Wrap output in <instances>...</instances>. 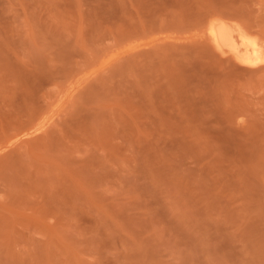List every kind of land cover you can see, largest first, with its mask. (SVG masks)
<instances>
[{
    "label": "rangeland",
    "instance_id": "1",
    "mask_svg": "<svg viewBox=\"0 0 264 264\" xmlns=\"http://www.w3.org/2000/svg\"><path fill=\"white\" fill-rule=\"evenodd\" d=\"M214 12L264 24V0H0V264H264V66L212 48Z\"/></svg>",
    "mask_w": 264,
    "mask_h": 264
},
{
    "label": "bare ground",
    "instance_id": "2",
    "mask_svg": "<svg viewBox=\"0 0 264 264\" xmlns=\"http://www.w3.org/2000/svg\"><path fill=\"white\" fill-rule=\"evenodd\" d=\"M203 33L219 55L245 68L264 66V24L250 25L217 13L207 17Z\"/></svg>",
    "mask_w": 264,
    "mask_h": 264
}]
</instances>
